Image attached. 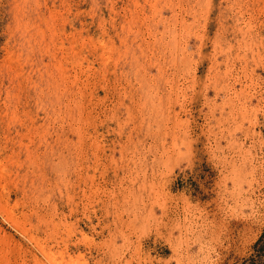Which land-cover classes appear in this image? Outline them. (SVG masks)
Listing matches in <instances>:
<instances>
[{
    "label": "rangeland",
    "instance_id": "374dc122",
    "mask_svg": "<svg viewBox=\"0 0 264 264\" xmlns=\"http://www.w3.org/2000/svg\"><path fill=\"white\" fill-rule=\"evenodd\" d=\"M263 230L264 0H0V264L240 263Z\"/></svg>",
    "mask_w": 264,
    "mask_h": 264
},
{
    "label": "trees",
    "instance_id": "16d2710c",
    "mask_svg": "<svg viewBox=\"0 0 264 264\" xmlns=\"http://www.w3.org/2000/svg\"><path fill=\"white\" fill-rule=\"evenodd\" d=\"M253 254H251L248 258L242 259L240 263L233 262L231 264H261L262 258L264 257V230L262 235L253 245ZM223 264H229L227 262Z\"/></svg>",
    "mask_w": 264,
    "mask_h": 264
}]
</instances>
